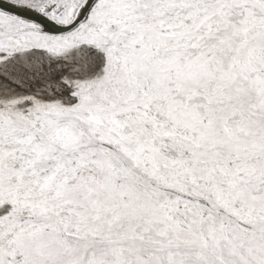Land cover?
Listing matches in <instances>:
<instances>
[{
    "label": "snow or ice",
    "instance_id": "1",
    "mask_svg": "<svg viewBox=\"0 0 264 264\" xmlns=\"http://www.w3.org/2000/svg\"><path fill=\"white\" fill-rule=\"evenodd\" d=\"M0 264H264V0L0 4Z\"/></svg>",
    "mask_w": 264,
    "mask_h": 264
},
{
    "label": "water",
    "instance_id": "2",
    "mask_svg": "<svg viewBox=\"0 0 264 264\" xmlns=\"http://www.w3.org/2000/svg\"><path fill=\"white\" fill-rule=\"evenodd\" d=\"M3 2H7V0H0V4H2Z\"/></svg>",
    "mask_w": 264,
    "mask_h": 264
}]
</instances>
